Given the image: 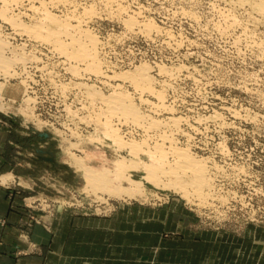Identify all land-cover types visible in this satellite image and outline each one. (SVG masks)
<instances>
[{
    "label": "rangeland",
    "instance_id": "rangeland-1",
    "mask_svg": "<svg viewBox=\"0 0 264 264\" xmlns=\"http://www.w3.org/2000/svg\"><path fill=\"white\" fill-rule=\"evenodd\" d=\"M260 1L0 0V182L33 222L109 236L130 264H264ZM77 19L93 68L33 35ZM145 70L152 88L120 77ZM116 95L143 120L108 113ZM173 146L205 163L210 190L174 178Z\"/></svg>",
    "mask_w": 264,
    "mask_h": 264
},
{
    "label": "crops",
    "instance_id": "crops-1",
    "mask_svg": "<svg viewBox=\"0 0 264 264\" xmlns=\"http://www.w3.org/2000/svg\"><path fill=\"white\" fill-rule=\"evenodd\" d=\"M3 138L0 137V150ZM3 159L0 151V167ZM33 210L12 190L8 182H0V264H130V260L114 258L112 238H100L98 232L89 239L79 237V228L51 231L50 225L34 223ZM43 221V220H42ZM57 230V228H53ZM57 242V252L54 244ZM90 246V252L82 247Z\"/></svg>",
    "mask_w": 264,
    "mask_h": 264
},
{
    "label": "bare ground",
    "instance_id": "bare-ground-1",
    "mask_svg": "<svg viewBox=\"0 0 264 264\" xmlns=\"http://www.w3.org/2000/svg\"><path fill=\"white\" fill-rule=\"evenodd\" d=\"M237 1H240V2H243V0H237ZM257 3V2H256ZM250 4V3H249ZM43 5V4H42ZM45 6V4L43 5ZM255 7H259L261 9V11L263 10L264 11V0H261L258 5L256 4ZM4 8V7H3ZM42 8V7H41ZM46 8V7H45ZM37 9V8H36ZM44 9V8H43ZM2 10V9H1ZM48 11V10H47ZM45 13V12H44ZM42 13V14H44ZM49 13V12H48ZM47 13V14H48ZM3 15V14H2ZM49 15V14H48ZM47 15V16H48ZM50 16V15H49ZM53 16V15H52ZM68 16V15H67ZM51 17V16H50ZM49 17V18H50ZM45 18V17H44ZM47 18V17H46ZM48 18V19H49ZM69 18V17H68ZM52 19V17H51ZM54 19V17H53ZM50 20V19H49ZM48 20V21H49ZM47 21V22H48ZM53 21V20H52ZM58 21V20H57ZM64 21V23H63ZM62 21V24H61V27H62V31L64 34H67L69 35V27H72L74 28L75 30H77L80 34V36H78L77 38H71V42H72V39L73 41L75 42V45L76 47H72V49L70 50L69 52V46L68 44H64L61 40H60V34L61 32H56L54 30H45V32L43 33L42 32V27H34V29H32V31L34 32L33 35H37V37H42V38H45L46 40L49 39V41L53 42L54 43V47H57L59 48L61 51L64 52V54L70 56V57H73L75 58L76 60H80V61H83L86 63L85 66H90V67H95L96 65H99L98 64V60H97V56H96V52L97 50H94V49H97V48H94L95 46H97V44L95 43V39L92 35H90L88 32L84 33V30L82 31L81 28H80V21H78L77 19V23L74 24L73 26H71V22L72 20H63ZM55 22V21H54ZM59 22V21H58ZM70 22V23H69ZM16 24V23H15ZM37 24V23H36ZM41 26V25H40ZM32 27V26H31ZM45 28V27H44ZM49 28V26H48ZM51 28V27H50ZM30 29V31H31ZM73 29V30H74ZM28 30V28L26 29ZM76 31V32H77ZM32 33V32H31ZM74 36V35H72ZM40 40V39H39ZM43 40V39H42ZM2 41V40H1ZM97 41V40H96ZM50 42V43H51ZM4 43V42H3ZM49 43V42H48ZM94 44H96L94 46ZM71 45V44H70ZM2 47L1 43H0V48ZM95 51V52H94ZM66 52V53H65ZM104 62V61H103ZM91 68V69H92ZM108 68V67H107ZM90 69V68H89ZM97 69V67H96ZM101 69V68H100ZM99 69V70H100ZM95 70V69H94ZM92 70V71H94ZM98 69L96 71H99ZM163 70V68H162ZM161 70V71H162ZM164 71V70H163ZM168 72V71H167ZM146 73V70L143 71V72H138V75L136 76H130V75H125V74H122L120 75L121 78H124V79H128V80H131L132 84L134 86H138V87H142L147 89L148 87L150 88L151 87V84H152V81L150 80V77L149 75L146 76L145 75ZM171 73V72H170ZM153 86V85H152ZM137 87V89H138ZM152 88V87H151ZM154 88V87H153ZM156 91V90H155ZM121 95V94H120ZM90 96V95H89ZM111 97V96H110ZM108 97L107 100L104 101V106L106 109H107V112L108 110L111 111V112H108V113H112V116L115 115L114 113H117L116 115L118 114H121V116L123 117V119L125 118V120H130L132 119V121L136 122V123H139L140 122V119H142V115L139 114V112L137 111L136 107L133 106V104H131L129 102V100L125 99L124 97L122 96H112L111 98ZM110 98V99H109ZM129 99V98H128ZM105 109V110H106ZM111 115V114H109ZM115 115V116H116ZM141 115V116H140ZM106 118V117H105ZM143 120V119H142ZM141 120V121H142ZM131 121V120H130ZM171 121V120H170ZM175 121V120H174ZM172 121V122H174ZM177 121V120H176ZM129 122V121H128ZM177 123V122H176ZM149 125L152 126H157L158 123L157 122H150L148 123ZM161 125V124H160ZM174 125H176L174 123ZM163 127V126H162ZM158 141V140H157ZM159 143V142H158ZM164 143V142H163ZM162 145V144H161ZM158 148H162L163 146H160V145H157ZM168 147V146H167ZM174 147V146H173ZM172 147V154H171V157L172 155H174L175 157V167L171 168L170 172L173 173V176L175 174L176 178H180V180L182 181V186L184 184L186 185H189L188 183H184V179L182 180L181 179V176H187L186 174H190L192 175V182H191V189H193L194 193H201V192H204V190H210L211 188V184H210V181L207 179V176L205 175V173H207L205 167V163H203L202 160H199V159H195V157L193 158V156H190L188 154V150L186 151L185 149H180V148H176L174 147L173 149ZM158 148H157V151H158ZM171 149V148H170ZM163 149H160L161 153ZM159 151V152H160ZM168 152V151H167ZM170 153V152H169ZM163 155V154H162ZM170 155V154H169ZM172 157V159L174 158ZM165 158V157H164ZM162 159V158H161ZM160 159V160H161ZM163 161V160H162ZM170 163V162H168ZM172 164H174L172 162ZM169 165V164H168ZM205 165V166H204ZM161 167H165V166H161ZM167 169V168H166ZM169 170V169H168ZM166 170V171H168ZM208 170V169H207ZM165 171V170H164ZM165 173V172H163ZM185 174V175H184ZM166 175V173H165ZM172 175V174H171ZM174 176V178H175ZM189 177V176H188ZM169 178V177H168ZM190 179V178H189ZM190 179V180H191ZM174 180V179H173ZM176 180V179H175ZM189 180V181H190ZM175 182V181H174ZM190 183V182H189ZM180 184V183H179ZM177 184V185H179ZM181 185V184H180ZM185 185V187H186ZM189 186V187H190ZM181 187V186H180ZM213 189V188H212ZM207 192V191H206ZM209 192V191H208ZM205 194V193H204ZM203 194V195H204ZM195 195V194H194Z\"/></svg>",
    "mask_w": 264,
    "mask_h": 264
}]
</instances>
